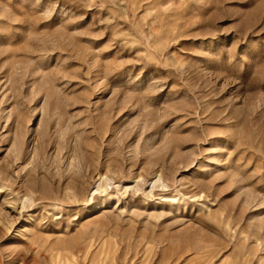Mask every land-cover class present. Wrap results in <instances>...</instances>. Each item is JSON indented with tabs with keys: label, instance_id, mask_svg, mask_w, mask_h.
I'll return each instance as SVG.
<instances>
[{
	"label": "rangeland",
	"instance_id": "374dc122",
	"mask_svg": "<svg viewBox=\"0 0 264 264\" xmlns=\"http://www.w3.org/2000/svg\"><path fill=\"white\" fill-rule=\"evenodd\" d=\"M0 264H264V0H0Z\"/></svg>",
	"mask_w": 264,
	"mask_h": 264
}]
</instances>
